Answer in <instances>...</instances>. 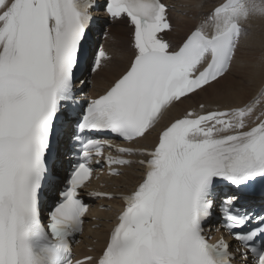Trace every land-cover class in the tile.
I'll list each match as a JSON object with an SVG mask.
<instances>
[{"label": "snow or ice", "instance_id": "snow-or-ice-1", "mask_svg": "<svg viewBox=\"0 0 264 264\" xmlns=\"http://www.w3.org/2000/svg\"><path fill=\"white\" fill-rule=\"evenodd\" d=\"M96 10L127 19L134 58L84 106L76 98L88 74L111 59L90 45ZM252 13L264 7L226 0L171 50L158 35L172 28L161 0H0V264H84L72 243L89 211L80 190L93 176V156L119 175L112 166L131 164L123 155L135 153L115 146L121 155L105 156L110 141H81L80 158L45 217L70 125L77 139L86 132L144 138L176 103L229 71L241 22ZM73 104L77 116L69 115ZM200 109L165 126L158 143L139 153L148 157L139 161L143 178L122 197L125 207L95 264H264V89L240 106ZM217 210L234 249L206 236Z\"/></svg>", "mask_w": 264, "mask_h": 264}, {"label": "bare ground", "instance_id": "bare-ground-1", "mask_svg": "<svg viewBox=\"0 0 264 264\" xmlns=\"http://www.w3.org/2000/svg\"><path fill=\"white\" fill-rule=\"evenodd\" d=\"M245 2L253 4L252 0H245ZM168 4L173 8L170 12L173 30L167 34L169 37L167 35L166 37L172 46L176 48L177 43L202 18V12L208 8L209 2L208 0H168ZM261 4L264 7V0H257L256 5L260 6ZM241 25L244 31L248 32V35L244 36L239 42L229 72L220 80L207 86L203 91L171 107L163 116L157 128L138 142L139 147L152 149L158 142V133L191 107L204 104L206 110H213L217 107L240 106L257 96L264 84V14L252 13L247 20L241 22ZM127 31L126 27L120 22L115 23L113 27L111 26L112 40L107 46L113 58L107 67L97 74L96 80L94 77L96 82H93V88L100 86L107 88L130 65L133 53L126 44ZM169 38L177 40V43ZM142 171L143 169L140 167L126 169V172L119 179H116L110 188L114 187L117 193L134 191L142 180ZM108 206L104 214L98 215L101 218V222L98 224L101 228L87 233L90 237L88 246L94 240L101 242L102 232L113 226L115 218L121 211V205L116 201L108 203Z\"/></svg>", "mask_w": 264, "mask_h": 264}, {"label": "rangeland", "instance_id": "rangeland-1", "mask_svg": "<svg viewBox=\"0 0 264 264\" xmlns=\"http://www.w3.org/2000/svg\"><path fill=\"white\" fill-rule=\"evenodd\" d=\"M210 1H211V0H208L209 3H210ZM127 36H128V34H127ZM126 38H128V37H126Z\"/></svg>", "mask_w": 264, "mask_h": 264}]
</instances>
